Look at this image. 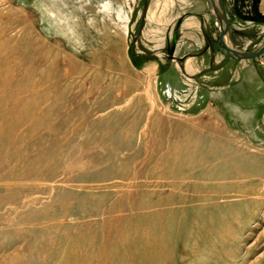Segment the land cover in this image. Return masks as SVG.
I'll return each instance as SVG.
<instances>
[{
	"label": "rangeland",
	"instance_id": "obj_1",
	"mask_svg": "<svg viewBox=\"0 0 264 264\" xmlns=\"http://www.w3.org/2000/svg\"><path fill=\"white\" fill-rule=\"evenodd\" d=\"M206 1L0 0V110L18 105L0 114V264H264V199L204 189L234 165L228 186L264 188V55L255 83L232 89L243 66L219 72L230 58ZM224 3L234 44L258 49L264 20ZM197 14L210 19L187 38ZM218 78L230 88L206 87ZM14 127L37 145L19 167Z\"/></svg>",
	"mask_w": 264,
	"mask_h": 264
},
{
	"label": "bare ground",
	"instance_id": "obj_2",
	"mask_svg": "<svg viewBox=\"0 0 264 264\" xmlns=\"http://www.w3.org/2000/svg\"><path fill=\"white\" fill-rule=\"evenodd\" d=\"M217 22V21H216ZM2 23V22H1ZM4 24V23H3ZM1 26V25H0ZM9 36V35H8ZM9 53L11 54V55H14V52L13 51H11V49L9 50ZM0 59H4V58H0ZM3 65H4V63H3ZM3 65L1 66V67H3ZM7 65V64H6ZM9 68V67H8ZM1 70V69H0ZM3 70V69H2ZM150 73V72H149ZM13 76V75H12ZM11 75H10V77H12ZM1 77V76H0ZM4 77H6V76H4ZM8 77V76H7ZM14 77H16V76H14ZM13 77V78H14ZM9 78V77H8ZM13 78H10L11 80V82H12V79ZM1 79H2V77H1ZM4 79V78H3ZM2 79V80H3ZM4 81V80H3ZM2 81V82H3ZM8 82H9V80H7ZM1 84H3V83H1ZM5 82H4V86H5ZM18 84V83H17ZM7 85V84H6ZM9 85H11L10 83H9ZM4 86L2 87V89L4 88ZM0 87V88H1ZM6 87V86H5ZM9 87V86H8ZM7 87V88H8ZM10 87H12V86H10ZM19 90V89H18ZM4 92V91H3ZM5 93V92H4ZM6 94V93H5ZM1 95V94H0ZM2 95H4L3 93H2ZM8 98V97H7ZM33 100V99H32ZM32 100H30V101H32ZM37 102V101H36ZM73 102V101H72ZM32 107H34L32 110H36L37 111V107H38V105H37V103H35ZM24 108V107H23ZM17 109H18V105H16V102H14V103H12L8 108H6V109H2V110H0V114H4V113H15V112H17ZM22 109V108H21ZM21 109H19V111L21 110ZM36 111H33V113L35 114L36 113ZM22 113V112H21ZM16 117H17V115H16ZM2 118V117H1ZM17 119V118H16ZM28 119L30 120V117H28V118H26L25 120H23V122H24V124H26L25 122H27L28 121ZM16 121H18L19 122V120H16ZM41 121H42V119H41ZM1 122V121H0ZM14 122V121H13ZM12 122V123H13ZM9 123H10V121H9ZM22 123V122H21ZM5 124H8V123H5ZM11 124V123H10ZM34 124V123H33ZM18 124H16L15 126H17ZM27 125V124H26ZM11 126H12V124H11ZM14 126V125H13ZM19 126V125H18ZM36 126V125H35ZM34 126V128H33V126H32V129H35L36 127ZM64 126H66L67 127V124H64ZM2 127V126H1ZM0 127V128H1ZM5 128H7L8 127V125H7V127L6 126H4ZM13 128V127H12ZM11 128V129H12ZM24 128V127H23ZM1 129H3V128H1ZM10 129V128H9ZM9 129H7V130H9ZM18 128H15L14 127V129H12V131H13V136H12V134L10 135V139L9 140H12V142H11V145H10V147H12L13 149H16V150H20V149H22V148H25V147H27L26 149H28V150H24L25 152H23V154H24V157H22L21 159H18V160H16V162H14V165L13 166H18V165H21L22 163H21V161H22V159L25 161L26 159L28 160L29 158H30V156H31V154H33V152L36 150V148H37V145H28L25 141H26V138L25 139H23V140H17V137H16V139L15 138H13L14 136H17L18 134H19V130H17ZM31 129V130H32ZM37 129V128H36ZM39 129V128H38ZM6 130V131H7ZM21 130V129H20ZM40 130V129H39ZM38 130V131H39ZM3 131H4V129H3ZM22 131V130H21ZM20 131V132H21ZM2 132V131H1ZM0 132V133H1ZM37 133V132H36ZM70 133V132H69ZM68 133V131L67 132H64V134L61 136V138L62 139H68L71 135ZM4 134V133H3ZM5 134L7 135L8 133L7 132H5ZM31 134H32V132H31ZM71 134H73V132L71 133ZM5 135V136H6ZM23 135V134H22ZM33 135V134H32ZM1 136V135H0ZM7 137V136H6ZM30 137H31V135H30ZM57 137V136H56ZM8 138V137H7ZM29 139V138H28ZM28 142V141H27ZM33 143V142H32ZM34 143H36V142H34ZM33 143V144H34ZM148 149V148H147ZM154 149V148H153ZM68 151V150H67ZM152 151V150H151ZM9 152V151H8ZM16 152V151H15ZM14 152V153H15ZM59 152L60 153H64V149H60L59 150ZM4 153V152H3ZM9 153H11V152H9ZM19 153H21V152H19ZM18 153V154H19ZM80 153V152H79ZM5 154V153H4ZM22 154V153H21ZM10 156V155H9ZM13 156V155H12ZM17 156V155H16ZM19 156H20V154H19ZM19 156H17L18 158H19ZM22 156V155H21ZM82 156V155H81ZM1 157H2V155L0 156V159H1ZM83 157H84V154H83ZM6 158V157H5ZM15 158V157H14ZM85 158V157H84ZM12 159V158H11ZM71 159V158H70ZM76 159V158H75ZM74 159V160H75ZM148 159V158H147ZM26 160V161H27ZM3 161V160H2ZM11 161H13V160H11ZM30 161V160H29ZM69 161V160H68ZM67 161V162H68ZM66 161H65V163H67ZM91 162H93V159L91 160ZM27 163V162H26ZM81 163H82V159L80 158L79 160H76V161H69L68 163H67V169H70V168H76L77 169V167H79L80 165H81ZM23 166V165H22ZM19 167V166H18ZM24 167V166H23ZM215 167L216 166H212V170L215 172L216 171V169H215ZM25 168V167H24ZM10 169V168H9ZM16 169H18V168H16ZM27 169V168H26ZM64 169V168H63ZM21 170H23L22 168H21ZM38 170H40V168L38 169ZM38 170H36V171H38ZM26 171V170H25ZM27 171H28V169H27ZM33 171V170H32ZM17 172H19V170L17 171ZM21 172V171H20ZM8 173H10L9 175H10V179H15V180H20V183H21V181L22 180H31V179H46L47 178V175L45 174V175H43L42 173H40V171H38V172H22V173H20V174H17V175H11V174H13L12 173V169H10L9 170V172ZM7 173V174H8ZM219 173V172H218ZM14 174H15V170H14ZM135 174V173H134ZM242 170L240 169V167L238 166V165H234V166H232V168H230L229 170H225V171H222V172H220L219 174H217V179H221L222 181H224V182H218V183H215V184H211V186L210 185H206V187L204 186V189L206 190V189H208V191L207 192H210L211 194H209L208 195V198L209 199H214V198H222V197H233V196H240V197H249L250 199H252L251 198V196H255L256 198H254V199H258V200H260L261 201V199H264V188H259V186H260V182H258V183H254V184H252V185H248V184H245L246 186H244V187H241V188H238V189H235V187L234 186H228V185H231V184H234V183H238L239 181H240V178L242 177ZM4 175V174H3ZM6 175V174H5ZM4 175V176H5ZM8 175V176H9ZM121 176H125L124 174H121ZM67 178V177H66ZM68 180H69V177L67 178ZM229 180V181H228ZM168 180L166 179V178H162V179H160L159 181H156V187L158 188V187H161V186H163V185H165V184H169V182H167ZM27 182V181H26ZM28 183V182H27ZM27 183H25V184H27ZM12 184V183H11ZM15 184V183H14ZM19 184V183H18ZM7 185V184H6ZM9 185V184H8ZM16 185H17V183H16ZM22 185H24L23 183H22ZM31 185V184H30ZM30 185H28L27 184V186H30ZM33 185H34V183H33ZM32 185V186H33ZM222 185H225V187L224 188H222L221 186ZM12 186H13V184H12ZM12 186H10V187H12ZM20 186V185H19ZM35 186V185H34ZM46 186V185H45ZM124 186V185H123ZM9 186H8V188H10ZM17 187H18V185H17ZM50 187V186H49ZM120 186H118V188H119ZM7 188V189H8ZM24 187H22V189H23ZM31 188V187H30ZM33 188V187H32ZM43 188L44 187H41V185L40 186H38L37 184H36V189L35 190H43ZM124 188V187H123ZM125 188H127L126 186H125ZM28 190V189H27ZM45 190V189H44ZM25 191V190H24ZM45 191H47V190H45ZM45 191H43V192H45ZM48 191H49V189H48ZM217 191V193H215ZM39 192H41V191H39ZM202 192V189L201 190H199L197 193H201ZM33 193V192H32ZM35 193V192H34ZM25 195H27L26 193H24ZM28 195H29V193H28ZM27 195V196H28ZM260 195H262V196H260ZM21 196V195H20ZM23 196V195H22ZM21 196V197H22ZM197 196H200V197H203V196H201L200 194H198ZM259 196V197H258ZM121 197V196H120ZM22 199V198H21ZM24 199V198H23ZM120 213H122V212H120ZM116 229H118L117 227H115ZM114 228V229H115ZM111 230H113V229H111ZM146 227H142L141 228V231L142 232H146ZM152 232H153V230H152ZM151 232V233H152ZM137 242V241H136ZM146 243H147V240H146ZM149 243V242H148ZM136 246V245H135Z\"/></svg>",
	"mask_w": 264,
	"mask_h": 264
},
{
	"label": "water",
	"instance_id": "obj_3",
	"mask_svg": "<svg viewBox=\"0 0 264 264\" xmlns=\"http://www.w3.org/2000/svg\"><path fill=\"white\" fill-rule=\"evenodd\" d=\"M212 8V15L217 20L220 29L218 38L220 47L233 60L236 61H254L264 55V42L258 49L249 50L248 48H239L233 42V29L225 7L224 0H207ZM177 42L173 43V49L170 50L171 58L174 57V49ZM181 60V59H179Z\"/></svg>",
	"mask_w": 264,
	"mask_h": 264
},
{
	"label": "crops",
	"instance_id": "obj_4",
	"mask_svg": "<svg viewBox=\"0 0 264 264\" xmlns=\"http://www.w3.org/2000/svg\"><path fill=\"white\" fill-rule=\"evenodd\" d=\"M206 4H208L207 1H206ZM200 6L202 7V5H200ZM259 6H260L259 9H260L261 13L264 14V0H261V3H260ZM192 14H194V13H192ZM199 17H200V14H197V16L191 17L185 23V26L183 28L189 30V37H187V38L194 39V37H197L199 35L198 31L201 30V27H202L203 23H205V21H208L210 19L209 18L210 16H206V17H204V20L201 21L199 19ZM181 46H183V43L180 42L178 47H181ZM191 46H193V44H191ZM218 58H219V59H217L218 62H223L224 63L225 60H227V57L225 55H220ZM194 59L195 58H192V57L189 59V62L187 64L188 68H189V65H190V67L192 66ZM196 64L199 65L197 60H196ZM236 64H241L243 66V68H242V71L240 73L238 72L237 76H234L232 78V81H233L235 79V77H236V79H235L236 81L234 82V84L232 86V89L237 88V87L239 88L242 85H243V87H245V86L251 87L250 86V85H252L251 82L255 83V81H253L255 79V77L253 78V80H250L253 77V75H252V77L250 76V73H251V71H253L252 69L254 68V64L251 63V61H236V60H233V59L230 58L229 61H227V64H225L223 66H220V68H219L220 71L219 72L225 71V68H227V67H230L231 70H233L234 67L236 68L238 66ZM191 70L192 69H190V71ZM241 76H242V79H240ZM220 80L221 79L218 78V80L212 81L211 83H206V87H211V88H216V89L220 88L222 90L226 89V87L227 88L229 87L228 82L221 83ZM239 82H240V84H239Z\"/></svg>",
	"mask_w": 264,
	"mask_h": 264
},
{
	"label": "trees",
	"instance_id": "obj_5",
	"mask_svg": "<svg viewBox=\"0 0 264 264\" xmlns=\"http://www.w3.org/2000/svg\"><path fill=\"white\" fill-rule=\"evenodd\" d=\"M238 3H240L241 5H244V3H251L250 5H244L243 7H249L251 8V12L254 14H256V19H260V20H264V16L261 15V13L259 12V4H260V0H238ZM250 12V13H251Z\"/></svg>",
	"mask_w": 264,
	"mask_h": 264
},
{
	"label": "built area",
	"instance_id": "obj_6",
	"mask_svg": "<svg viewBox=\"0 0 264 264\" xmlns=\"http://www.w3.org/2000/svg\"><path fill=\"white\" fill-rule=\"evenodd\" d=\"M166 94L170 97H173V96L177 97L179 95L176 91H172L170 86L167 87Z\"/></svg>",
	"mask_w": 264,
	"mask_h": 264
}]
</instances>
